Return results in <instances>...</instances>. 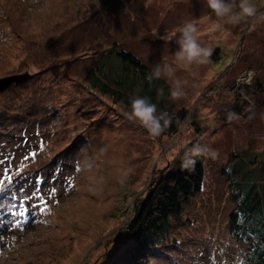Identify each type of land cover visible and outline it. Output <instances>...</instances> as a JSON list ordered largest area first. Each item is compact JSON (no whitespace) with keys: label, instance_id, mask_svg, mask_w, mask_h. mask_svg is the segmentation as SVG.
Instances as JSON below:
<instances>
[{"label":"rangeland","instance_id":"rangeland-1","mask_svg":"<svg viewBox=\"0 0 264 264\" xmlns=\"http://www.w3.org/2000/svg\"><path fill=\"white\" fill-rule=\"evenodd\" d=\"M252 2L256 16L225 24L204 0H0V80L28 74L0 90V264H248L256 239L235 235L224 170L264 160V0ZM186 21L213 48L207 63L176 60ZM113 48L150 73L172 65L161 79L183 95L164 111L186 114L175 134L90 92L86 75L102 59L106 79ZM187 159L203 165L199 193L140 252L126 231L134 206Z\"/></svg>","mask_w":264,"mask_h":264},{"label":"trees","instance_id":"trees-1","mask_svg":"<svg viewBox=\"0 0 264 264\" xmlns=\"http://www.w3.org/2000/svg\"><path fill=\"white\" fill-rule=\"evenodd\" d=\"M108 55H113L114 64L107 70L109 76L106 79H103L106 63L102 59L96 70L86 75L90 92L126 105H132L136 96L146 97L156 106L158 113H168L164 110L171 87L165 81L161 78L149 81V68L130 52L113 48ZM97 71L101 73L98 75ZM161 88L163 95L158 93ZM169 117L170 122L162 129L163 135L175 134L186 114L180 111ZM252 155L253 158H260V154ZM233 158L231 156L230 160ZM226 168L224 171L232 175L230 184L235 187L237 198V201L234 198L237 207L230 216L235 235L245 232L256 239L245 254V263L264 264V160L260 159L258 164L252 160V163L243 165L234 164L232 160ZM203 179V165L194 161L188 167L181 165L170 170L147 190L145 197L134 206L133 220L127 224L126 230L129 240L140 252L153 246L155 234L161 230L169 215L177 213L183 202L199 193Z\"/></svg>","mask_w":264,"mask_h":264},{"label":"clouds","instance_id":"clouds-1","mask_svg":"<svg viewBox=\"0 0 264 264\" xmlns=\"http://www.w3.org/2000/svg\"><path fill=\"white\" fill-rule=\"evenodd\" d=\"M211 14L225 24H239L243 19L254 17L258 14L256 5L252 0H204ZM198 31L197 25L191 21L184 22L175 34L174 41L177 45L175 50V58L182 63H207L212 56L213 48L204 46L199 41L196 33ZM173 76V67L169 63H157L152 68L151 73L147 79H160L162 77L171 78ZM159 95H163V88L158 90ZM170 95L172 97H179L183 95V90L180 86V81L173 82L170 88ZM132 114L147 128V130L158 135L164 125L170 122L168 113L163 112L157 114L156 106L150 102L146 97L136 96L132 99ZM200 149L194 148L193 153L198 154ZM194 163L193 160L187 159L182 162V167H188L189 164Z\"/></svg>","mask_w":264,"mask_h":264},{"label":"water","instance_id":"water-1","mask_svg":"<svg viewBox=\"0 0 264 264\" xmlns=\"http://www.w3.org/2000/svg\"><path fill=\"white\" fill-rule=\"evenodd\" d=\"M28 76V74H24V75H15V76H10V77H6L0 80V90L7 87L8 85H10L11 83L14 82H18L20 80H23L24 78H26Z\"/></svg>","mask_w":264,"mask_h":264},{"label":"snow or ice","instance_id":"snow-or-ice-1","mask_svg":"<svg viewBox=\"0 0 264 264\" xmlns=\"http://www.w3.org/2000/svg\"><path fill=\"white\" fill-rule=\"evenodd\" d=\"M32 155L34 156L35 153H33ZM9 179H11V177H9ZM2 183H3V182H0V190H2ZM25 214H26V209L23 210V211H20L19 213H15V212H13V215H19V216H21V217L25 216ZM16 223L19 224L20 221H17Z\"/></svg>","mask_w":264,"mask_h":264}]
</instances>
